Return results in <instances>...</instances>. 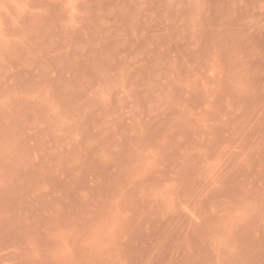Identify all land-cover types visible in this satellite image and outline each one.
<instances>
[{
    "label": "rangeland",
    "instance_id": "1",
    "mask_svg": "<svg viewBox=\"0 0 264 264\" xmlns=\"http://www.w3.org/2000/svg\"><path fill=\"white\" fill-rule=\"evenodd\" d=\"M0 264H264V0H0Z\"/></svg>",
    "mask_w": 264,
    "mask_h": 264
}]
</instances>
